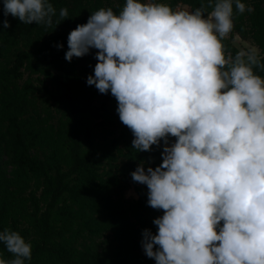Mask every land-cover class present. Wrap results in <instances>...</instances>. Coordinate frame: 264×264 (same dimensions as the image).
I'll list each match as a JSON object with an SVG mask.
<instances>
[{
  "label": "clouds",
  "instance_id": "clouds-1",
  "mask_svg": "<svg viewBox=\"0 0 264 264\" xmlns=\"http://www.w3.org/2000/svg\"><path fill=\"white\" fill-rule=\"evenodd\" d=\"M233 5L254 11L241 0L194 10L126 0L119 14L92 12L67 38L69 62L96 50L86 83L116 99L132 148L162 146L158 166L141 162L131 173L146 185L147 205L163 212L155 234L142 232L155 264H264V78L254 71L264 72V62L256 47L226 53ZM56 14L49 0H3L4 17L25 25L51 27ZM68 16L61 8L56 25ZM0 243L13 256L0 264L31 260L19 232L0 231Z\"/></svg>",
  "mask_w": 264,
  "mask_h": 264
},
{
  "label": "trees",
  "instance_id": "trees-1",
  "mask_svg": "<svg viewBox=\"0 0 264 264\" xmlns=\"http://www.w3.org/2000/svg\"><path fill=\"white\" fill-rule=\"evenodd\" d=\"M49 2L57 14L46 27L4 17L0 0V231H17L31 244L26 264H154L142 250V232L155 234L153 220L163 212L147 205L148 189L131 173L141 162L145 169L158 166L162 146L136 152L116 99L87 85L95 49L65 59L68 35L77 25L100 8L119 14L126 0ZM144 2L194 10L207 0ZM241 2L254 11L238 14L233 5L226 53L239 51L233 42L239 36L259 49L264 62V0ZM61 8L69 16L57 26ZM4 19L10 28H3ZM130 187L133 199L126 196ZM0 258H13L3 243Z\"/></svg>",
  "mask_w": 264,
  "mask_h": 264
},
{
  "label": "rangeland",
  "instance_id": "rangeland-1",
  "mask_svg": "<svg viewBox=\"0 0 264 264\" xmlns=\"http://www.w3.org/2000/svg\"><path fill=\"white\" fill-rule=\"evenodd\" d=\"M178 10H191L189 6L187 5H181ZM233 42L235 43V45L239 48V51L241 50H247L250 47H255L253 46L249 41L246 40H242L239 36H235ZM257 48V47H256ZM258 49V48H257ZM259 51V49H258ZM126 196L129 199H133L135 197H137L136 191L134 189V187H130L127 191H126ZM143 250V248H142ZM144 252V251H143ZM155 264V263H154Z\"/></svg>",
  "mask_w": 264,
  "mask_h": 264
},
{
  "label": "built area",
  "instance_id": "built-area-1",
  "mask_svg": "<svg viewBox=\"0 0 264 264\" xmlns=\"http://www.w3.org/2000/svg\"><path fill=\"white\" fill-rule=\"evenodd\" d=\"M171 143H173V142H171Z\"/></svg>",
  "mask_w": 264,
  "mask_h": 264
}]
</instances>
